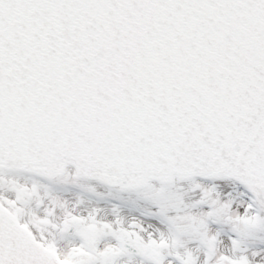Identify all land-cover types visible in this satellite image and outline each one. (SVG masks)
<instances>
[{"label": "snow or ice", "instance_id": "6c2138e0", "mask_svg": "<svg viewBox=\"0 0 264 264\" xmlns=\"http://www.w3.org/2000/svg\"><path fill=\"white\" fill-rule=\"evenodd\" d=\"M0 264H264V0H0Z\"/></svg>", "mask_w": 264, "mask_h": 264}]
</instances>
